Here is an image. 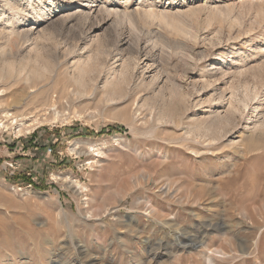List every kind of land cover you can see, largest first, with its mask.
I'll list each match as a JSON object with an SVG mask.
<instances>
[{"label":"rangeland","instance_id":"rangeland-1","mask_svg":"<svg viewBox=\"0 0 264 264\" xmlns=\"http://www.w3.org/2000/svg\"><path fill=\"white\" fill-rule=\"evenodd\" d=\"M0 124V264H264V0H0Z\"/></svg>","mask_w":264,"mask_h":264},{"label":"built area","instance_id":"built-area-1","mask_svg":"<svg viewBox=\"0 0 264 264\" xmlns=\"http://www.w3.org/2000/svg\"><path fill=\"white\" fill-rule=\"evenodd\" d=\"M0 128H3V127L0 126ZM36 130H34L31 133H29L30 136H32V134H34ZM16 138L19 139L20 136H17ZM30 139H32V138H30ZM32 141L34 143H36V139L35 140L33 139ZM55 145H56L55 143H52L50 145H46V149H45L44 155L45 156H52L53 159L51 158V161L55 160L54 159V156L55 155L57 156L56 158H58L59 160H63L65 158V155H63V151H60L59 149H57L55 147ZM35 149H37V148H35ZM76 149L77 148L73 149L74 152H75ZM23 154L25 156H29V155H31V152L30 151H27V153L24 152ZM72 155H73V153H70V156L71 157H72ZM23 165H24V161H22L21 159H17L15 157L8 159L6 161V163H5V165H4V169H5V172H6V176H5V179L4 180H6L7 177L9 179L15 178L17 176L16 174L19 173V172H21L20 170H25V168L22 167ZM26 176H27V180H25L24 182H17V184H12L13 190L18 189L19 191H22L23 188H25V189H31V188H35L36 187L35 184L39 182L38 177L32 171H27L26 172ZM52 179H50V180H52ZM84 199H86V198H84ZM84 202H86V200Z\"/></svg>","mask_w":264,"mask_h":264},{"label":"bare ground","instance_id":"bare-ground-1","mask_svg":"<svg viewBox=\"0 0 264 264\" xmlns=\"http://www.w3.org/2000/svg\"><path fill=\"white\" fill-rule=\"evenodd\" d=\"M7 115H9L8 113H6ZM12 115V114H11ZM14 116V115H13ZM14 118V117H13ZM11 121V120H10ZM12 121H14V122H18V119H17V117L15 118V119H13ZM19 124V123H18ZM23 123H20V125H22ZM25 124V123H24ZM19 126V125H18ZM113 210H117V208H114ZM224 234V233H223ZM215 252H217V251H215ZM219 252V251H218ZM212 254H213V251H212ZM220 254V253H219ZM223 255V254H222ZM232 256V255H231ZM216 257V256H215ZM208 259V262L210 263V264H212L213 263V259H212V257H208L207 258Z\"/></svg>","mask_w":264,"mask_h":264},{"label":"crops","instance_id":"crops-1","mask_svg":"<svg viewBox=\"0 0 264 264\" xmlns=\"http://www.w3.org/2000/svg\"><path fill=\"white\" fill-rule=\"evenodd\" d=\"M36 151H38V148L37 149H35ZM32 160V159H31ZM30 159H29V161H31ZM36 161H38V160H36Z\"/></svg>","mask_w":264,"mask_h":264}]
</instances>
